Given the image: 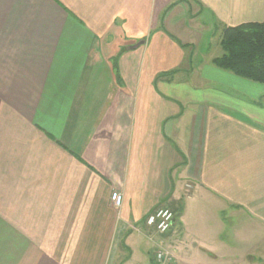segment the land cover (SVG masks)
<instances>
[{"label": "crops", "instance_id": "0c3cea01", "mask_svg": "<svg viewBox=\"0 0 264 264\" xmlns=\"http://www.w3.org/2000/svg\"><path fill=\"white\" fill-rule=\"evenodd\" d=\"M263 20L264 0H0V264H124L149 213L186 227L199 201L264 228V84L184 36Z\"/></svg>", "mask_w": 264, "mask_h": 264}, {"label": "rangeland", "instance_id": "374dc122", "mask_svg": "<svg viewBox=\"0 0 264 264\" xmlns=\"http://www.w3.org/2000/svg\"><path fill=\"white\" fill-rule=\"evenodd\" d=\"M181 16L178 18L183 20L179 21L176 17L175 22L189 20V16L185 14ZM195 26L192 24L191 31L184 35L191 42L189 47L192 48V52L195 55L201 53L205 55L206 52L216 56L221 55L222 50L219 46L221 31L212 29L200 31L196 30ZM179 27L181 25L170 27V32L175 36H181L182 33L177 30ZM184 38L182 37V41L186 40ZM190 206L186 216V227L182 220H177L174 211L167 208L174 213V221L176 220L169 235V238H172L165 244L159 240L155 241L175 255L173 264H264L262 224L252 223L239 214L223 216L217 208H210L205 202L191 203ZM149 236L153 241L160 237L151 230ZM178 239L180 241H177ZM153 241L148 238L145 240L137 233L133 234L128 240L132 248L131 254L129 250L123 248L121 258L126 256L125 258L128 259L124 264H154L155 242Z\"/></svg>", "mask_w": 264, "mask_h": 264}, {"label": "trees", "instance_id": "16d2710c", "mask_svg": "<svg viewBox=\"0 0 264 264\" xmlns=\"http://www.w3.org/2000/svg\"><path fill=\"white\" fill-rule=\"evenodd\" d=\"M219 45L222 53L212 60L216 67L264 84V20L224 26Z\"/></svg>", "mask_w": 264, "mask_h": 264}, {"label": "built area", "instance_id": "2783aa9c", "mask_svg": "<svg viewBox=\"0 0 264 264\" xmlns=\"http://www.w3.org/2000/svg\"><path fill=\"white\" fill-rule=\"evenodd\" d=\"M112 202L114 207L119 209L122 204V195L120 193L112 194ZM174 213L163 207L154 209L145 218V226L150 229L155 235L166 234L174 225ZM134 231L139 232L138 229L133 228ZM149 240L153 241L149 236ZM155 242V241H153ZM174 257L170 251H168L162 244L155 242V250L153 253L154 264H173Z\"/></svg>", "mask_w": 264, "mask_h": 264}]
</instances>
